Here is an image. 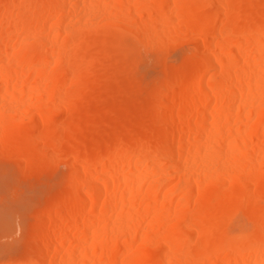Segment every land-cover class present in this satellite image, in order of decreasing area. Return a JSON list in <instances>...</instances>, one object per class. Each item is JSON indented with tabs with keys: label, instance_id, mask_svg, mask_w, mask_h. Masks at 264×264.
Returning <instances> with one entry per match:
<instances>
[{
	"label": "bare ground",
	"instance_id": "obj_1",
	"mask_svg": "<svg viewBox=\"0 0 264 264\" xmlns=\"http://www.w3.org/2000/svg\"><path fill=\"white\" fill-rule=\"evenodd\" d=\"M4 237L0 264H264V0H0Z\"/></svg>",
	"mask_w": 264,
	"mask_h": 264
},
{
	"label": "rangeland",
	"instance_id": "obj_2",
	"mask_svg": "<svg viewBox=\"0 0 264 264\" xmlns=\"http://www.w3.org/2000/svg\"><path fill=\"white\" fill-rule=\"evenodd\" d=\"M120 33V32H118V31H115L112 35H116L117 33ZM102 35H105L104 33H101ZM121 35V34H120ZM123 35V34H122ZM103 36H99V37H97V38H101V39H104V38H102ZM124 37V35L123 36H121V40H124L125 39V37ZM128 39H132V38H128L127 37V39L126 40H128ZM125 41V40H124ZM108 45V44H107ZM116 46V45H115ZM117 47H114V50L112 51V52H114L115 51V53L116 54H118L119 52L120 53H122V49L120 48V49H117ZM119 50V51H118ZM121 50V51H120ZM140 54V55H139ZM144 53H138V55H135V56H133V58H132V60H134L133 62H134V66H133V68H130V66L133 64V62L132 63H130L131 65L129 66V64H127V66L125 67H121L120 69H118L115 73L113 72L111 75H112V77H111V75L107 78V79H109V80H107V79H104V80H106L105 81V83H104V81L102 80V82H101V84H98L97 85V89L99 88V90H101V92L100 91H98V92H100V96H97L96 95V97L95 98H92L90 101L91 102H89V103H91L92 104V107H95V106H97V107H99L100 105L102 106V103H103V101L104 100H106L107 99V95L110 93V95L109 96H111L112 94H111V92H109L110 91V89H112V88H115L116 87V85L118 86V84L120 83V81L122 80V79H124V77H127L126 79H127V81H126V79H124V80H122L121 82H129L130 80L132 81L133 80V77L135 76V78H137L136 76H139V81L137 80V79H135L134 78V80L136 81V82H139L138 84H140L141 83V85H144V83L146 82L145 81V79L142 77V76H147V74L150 72V68H148L147 67V65H149V63L151 62H149V60H151L150 59V56L149 55H146V54H144ZM172 54H173V56H172ZM175 54H176V52H175ZM174 53H171L170 55H169V58H168V60H172L171 62H173V61H175L176 60V58L178 57V55L180 56V53L178 54V51H177V54L175 55ZM142 55V56H141ZM136 56H138L139 58H141V59H137L138 57H136ZM177 56V57H176ZM106 57V55H104L103 56V58H105ZM136 57V59L137 60H139V64L141 63L140 62V60L142 61V63H143V61H144V63H145V65L144 66H141L140 68L138 67H136L135 68V66H136V64L138 63V61L136 62V59H134ZM143 58H145V59H143ZM149 59V60H148ZM175 59V60H174ZM146 60H148V61H146ZM136 62V63H135ZM102 63L103 62H100L99 64H100V66H103L104 65V63H103V65H102ZM141 63V64H142ZM140 64V65H141ZM147 64V65H146ZM129 66V67H128ZM128 67V68H127ZM139 69H140V71H139ZM134 70V71H133ZM137 73H136V72ZM144 71V72H143ZM132 72H134V73H132ZM119 73V74H118ZM139 73V75H135V74H138ZM141 73H143V74H141ZM118 74V75H117ZM133 74V75H132ZM151 74H154V72L152 73V71H151ZM87 75V74H86ZM86 75H83V76H86ZM114 75V76H113ZM120 75V76H119ZM130 75H132V76H130ZM140 75H141V77H140ZM87 76H89V75H87ZM86 76V77H87ZM91 76V75H90ZM92 77V76H91ZM113 77L116 79V80H113ZM120 77V78H119ZM131 77V78H130ZM93 80L95 79V78H92ZM92 79H86V78H84L83 80L85 81V82H89V81H91ZM112 79V80H111ZM130 79V80H129ZM115 81V82H114ZM142 81V82H141ZM144 81V82H143ZM114 83V84H113ZM116 83H118V84H116ZM110 84V85H109ZM100 85H102V86H100ZM105 85V86H104ZM108 85V86H107ZM99 86V87H98ZM110 86H112L111 88H110ZM105 89V90H104ZM103 90H104V94H105V92H106V95H105V97H106V99H105V97H104V100H102V98L103 97H101L102 95H104V94H101L102 92H103ZM109 98V97H108ZM138 102V101H137ZM136 102V103H137ZM115 103H117V102H112V104L114 105ZM139 103V102H138ZM141 103V102H140ZM87 104V103H86ZM113 105H111V106H109V108H113ZM117 105H118V103H117ZM117 105H116V107H117ZM138 104H136L135 106H137ZM140 105V104H139ZM89 107H91V106H88V105H84V110H86L87 108L89 109ZM115 107V106H114ZM87 111V110H86ZM110 115V114H109ZM112 116V115H111ZM108 118L109 119H114V117H108V115H106L103 119L105 120V119H107L108 120ZM102 120V119H101ZM99 121V120H98ZM101 122V121H100ZM63 170V168H60L59 170H57V171H52V172H47V173H42L43 175H41L40 176V178L38 179V177L36 178V181H35V179L34 180H28L26 183H25V185H24V188H26V189H28L29 187H32L34 184L33 183H35L36 185H42L43 183L44 184H46V182H47V180L49 179V178H51V177H53V176H55L56 174H58V173H60V171H62ZM46 176H45V175ZM49 174V175H48ZM50 174L51 175H53V176H50ZM48 176V177H47ZM38 179V180H37ZM40 180V181H39ZM50 180V179H49ZM48 180V181H49ZM37 181H39V183L37 182ZM38 183V184H37ZM31 184V185H30ZM33 184V185H32ZM35 185V186H36ZM26 186V187H25ZM14 217V216H13ZM11 218L10 217V219L12 220H10L11 221V225H10V227L12 228V226H13V228L11 229V234H9L8 233V235H12V237H13V235L15 236V237H18V235H19V233H20V228H19V225H18V223L15 221V218ZM15 222V223H14ZM15 224H16V226H15ZM10 229V228H9ZM12 233H14V234H12ZM5 238L6 237H4V238H0V239H3L4 241H2V240H0V242H2V244H1V246H0V248L2 247V251H6L8 248L7 247H9V245L7 246V242H6V240L8 241V244H9V241H11V239L9 240V239H6L5 240ZM6 243V244H5ZM3 244H5V245H3ZM3 245V246H2ZM6 246V247H5ZM4 247V248H3ZM1 253H3V252H1Z\"/></svg>",
	"mask_w": 264,
	"mask_h": 264
}]
</instances>
